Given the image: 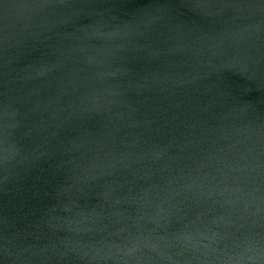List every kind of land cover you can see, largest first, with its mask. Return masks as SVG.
Instances as JSON below:
<instances>
[{
  "label": "water",
  "instance_id": "1",
  "mask_svg": "<svg viewBox=\"0 0 264 264\" xmlns=\"http://www.w3.org/2000/svg\"><path fill=\"white\" fill-rule=\"evenodd\" d=\"M0 264H264V0H0Z\"/></svg>",
  "mask_w": 264,
  "mask_h": 264
}]
</instances>
